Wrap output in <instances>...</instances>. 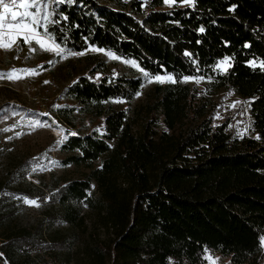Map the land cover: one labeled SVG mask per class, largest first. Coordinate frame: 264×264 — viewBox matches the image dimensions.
Wrapping results in <instances>:
<instances>
[{
  "label": "trees",
  "instance_id": "16d2710c",
  "mask_svg": "<svg viewBox=\"0 0 264 264\" xmlns=\"http://www.w3.org/2000/svg\"><path fill=\"white\" fill-rule=\"evenodd\" d=\"M51 13L55 43L90 62L49 112L74 132L62 164L89 173L35 184L28 176L46 160L11 162L0 149V264H59L72 250L60 229L83 225L85 210L105 238L80 242L65 264H208V254L264 264V70L250 65L264 61V0H63ZM100 52L148 75L108 74ZM158 75L176 82L151 89L152 119L136 135L115 103L131 104ZM223 93L249 102L243 129L234 108L212 104ZM26 200L42 209L30 226Z\"/></svg>",
  "mask_w": 264,
  "mask_h": 264
},
{
  "label": "rangeland",
  "instance_id": "374dc122",
  "mask_svg": "<svg viewBox=\"0 0 264 264\" xmlns=\"http://www.w3.org/2000/svg\"><path fill=\"white\" fill-rule=\"evenodd\" d=\"M55 1L57 0H48L49 12H52ZM99 1L102 2L103 0ZM174 6L176 4L168 5V7ZM14 10L23 11L19 8ZM43 10L42 8L41 11L43 12ZM9 39L7 34L3 37L4 42ZM50 46H52V41L45 40V48ZM100 54L108 64V74H122L128 67H133L125 61L134 60L112 59L109 55H103L104 52H100ZM83 56L65 53L56 55L54 52L44 50L35 41L24 43L22 36L9 50L0 48V115L3 114L0 116V149L3 156L10 159L11 162L37 155L42 156L46 163L39 169L33 170L28 176V180L35 184H40L41 179L46 180L47 183L57 182V180L75 181L89 173L85 167L64 166L62 164L67 154L61 150V146L67 137L74 136V132L70 134L67 131L68 127L49 113L65 102L61 100L62 91L75 82L81 73L87 71L90 62L78 60V57ZM97 61L99 62L100 59L94 60V62ZM224 67L229 68L227 65ZM133 68L144 74L139 66ZM187 81L199 82L195 79H188ZM159 83L150 79L142 88L141 94L131 104L115 103L116 106L128 109L136 135L142 134L152 119L149 108L151 89ZM212 104H224L228 109L234 108L237 111L235 121H239L241 129L244 125L243 117L248 123L251 121L247 100L238 97L233 98L223 93L213 97ZM246 132L247 135H250L248 129ZM7 169L6 165L0 163V175L6 174ZM41 213L40 206L26 203L23 224L26 226L33 225L39 220ZM85 213L86 220L83 225L75 227L74 230H70L71 228L68 226L61 227V235L69 239L72 250L66 255H61L59 264H65L68 255H71L75 261L79 258L76 253L80 248V242L84 240L89 242L92 236L102 240L105 238L106 233L97 220L96 214L87 210ZM74 231L76 235H74ZM77 244L79 245L76 246ZM210 255L215 260V264H226L227 262L225 258L219 255ZM46 260L49 259L45 258ZM207 262L209 264L208 259Z\"/></svg>",
  "mask_w": 264,
  "mask_h": 264
},
{
  "label": "snow or ice",
  "instance_id": "6c2138e0",
  "mask_svg": "<svg viewBox=\"0 0 264 264\" xmlns=\"http://www.w3.org/2000/svg\"><path fill=\"white\" fill-rule=\"evenodd\" d=\"M57 2L62 3L63 0H57ZM163 2L169 6L177 3V0H163ZM181 3L190 4L194 6L195 0H180ZM15 8L22 9L23 11H15ZM44 9L43 12L41 9ZM0 48L9 50L17 39L23 38L24 43H30L35 41L37 44L44 48L46 51L54 52L56 55H63L64 49L55 43L54 37H52L49 31V25L55 24L56 21L51 19L53 13L48 11V0H0ZM35 9V11H32ZM64 19H67L66 17ZM204 29L200 28V32ZM9 35L10 39L7 42L3 41L5 35ZM45 40L52 41V46L45 48ZM248 46V45H246ZM92 51H103L101 49L93 48ZM75 55V53H72ZM112 59H119L113 53H106ZM185 55H191L190 53H185ZM130 63L133 67H138L134 61H125ZM225 65L231 66V59L226 57L222 60L217 67L222 71H227ZM250 65L253 67H260L264 70V61H260L259 64L255 60L250 61ZM141 71H143L141 69ZM145 75H148L145 73ZM154 79L157 82L164 83L170 82L175 83L176 80L173 76H155ZM189 77H185L184 80L187 81ZM202 79V78H201ZM233 107L235 105H232ZM259 138V137H257ZM26 203L34 206H39L35 200H26ZM262 244H264V238H262ZM209 260V264H215V260L209 254L206 256Z\"/></svg>",
  "mask_w": 264,
  "mask_h": 264
}]
</instances>
